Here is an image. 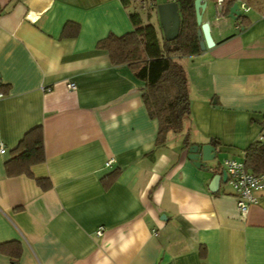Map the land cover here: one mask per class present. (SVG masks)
<instances>
[{"label":"crops","instance_id":"obj_1","mask_svg":"<svg viewBox=\"0 0 264 264\" xmlns=\"http://www.w3.org/2000/svg\"><path fill=\"white\" fill-rule=\"evenodd\" d=\"M235 1L248 10L234 21L207 0L202 21L215 44L181 60L190 120L155 149L144 82L97 47L133 29L131 8L0 0L9 7L0 15V244L21 248L15 262L0 253V264H264V190L241 215L229 185L210 192L211 174L185 155L187 134L189 145L215 149L207 165L221 171L264 136V0ZM67 23L75 36H63ZM36 126L45 161L31 167L33 178L7 176L5 162ZM37 178L51 187L42 191Z\"/></svg>","mask_w":264,"mask_h":264},{"label":"trees","instance_id":"obj_2","mask_svg":"<svg viewBox=\"0 0 264 264\" xmlns=\"http://www.w3.org/2000/svg\"><path fill=\"white\" fill-rule=\"evenodd\" d=\"M210 1L216 3L217 0ZM121 2L124 7L132 9L128 18L133 29L120 36L109 34L97 43V47L108 53L113 66L126 65L136 78L144 82L141 98L148 117L158 123L155 149L160 148L164 146L168 133L181 134L184 125L190 120L189 85L181 60L201 52L194 0H158V3L175 2L178 6L179 34L172 41L163 38L158 21L157 24L144 22L137 0ZM233 3L234 0H222L219 14L227 16ZM8 9L9 7H0V15L6 13ZM150 12L157 15L155 9H150L146 12L148 19L151 16ZM241 19L243 16L238 20ZM77 31V25L67 23L63 36H75ZM0 91H5L4 87L0 86ZM184 144L185 147L189 146L187 134ZM150 156L152 157L153 153ZM44 161L42 128L36 126L27 131L12 150L11 157L4 164L5 173L9 177L24 175L33 178L31 167ZM243 164L253 175L264 174V140L258 139L245 149ZM116 174L117 171H114L104 177L105 186L111 184ZM34 180L42 191L51 187L50 181L46 178ZM20 252L21 248L17 242L0 244V253L9 255L14 262Z\"/></svg>","mask_w":264,"mask_h":264},{"label":"water","instance_id":"obj_3","mask_svg":"<svg viewBox=\"0 0 264 264\" xmlns=\"http://www.w3.org/2000/svg\"><path fill=\"white\" fill-rule=\"evenodd\" d=\"M193 4L196 25L198 26L197 37L199 39V48L203 52L206 49H211L215 44L210 33L209 24L202 21V15L207 7V0H194ZM216 12L217 15H220L217 10ZM156 13L163 38L166 41L175 40L180 28V16L177 4L175 2H160L156 6ZM240 16L239 4L234 0L227 17L235 21ZM185 155L194 167L211 174V179L208 184L210 192H217L220 182L226 183L224 169L219 171L217 165H207L208 163H214L216 160V152L211 145L205 144L201 147L189 145L185 149Z\"/></svg>","mask_w":264,"mask_h":264},{"label":"built area","instance_id":"obj_4","mask_svg":"<svg viewBox=\"0 0 264 264\" xmlns=\"http://www.w3.org/2000/svg\"><path fill=\"white\" fill-rule=\"evenodd\" d=\"M222 0H217V11L219 14ZM158 0H137L138 9L142 12H147L150 9H155ZM240 10L247 11L248 8L244 4L239 5ZM68 90H74V83L66 85ZM264 140V136L259 138ZM5 152V147L0 143V154ZM113 159L107 160L106 167H110ZM223 169L226 173V184L232 189L236 197V209L241 215H245L249 207L256 202L255 193L264 190V174L253 175L249 173L243 164V161L234 159H226L223 162ZM103 234V227H99L95 231V235L100 237Z\"/></svg>","mask_w":264,"mask_h":264},{"label":"rangeland","instance_id":"obj_5","mask_svg":"<svg viewBox=\"0 0 264 264\" xmlns=\"http://www.w3.org/2000/svg\"><path fill=\"white\" fill-rule=\"evenodd\" d=\"M146 12H142V18H143V20H144V22H147V21H149L150 23H153V24H157V15L155 14V13H153V12H150V18L148 19L147 17H146ZM184 129V128H183ZM174 135H179V134H174Z\"/></svg>","mask_w":264,"mask_h":264}]
</instances>
